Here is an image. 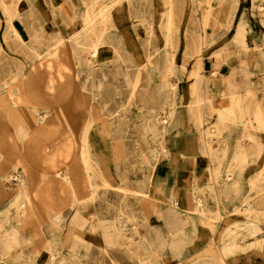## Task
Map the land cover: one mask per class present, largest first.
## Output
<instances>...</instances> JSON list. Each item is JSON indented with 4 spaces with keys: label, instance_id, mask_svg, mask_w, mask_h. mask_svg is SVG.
<instances>
[{
    "label": "rangeland",
    "instance_id": "rangeland-1",
    "mask_svg": "<svg viewBox=\"0 0 264 264\" xmlns=\"http://www.w3.org/2000/svg\"><path fill=\"white\" fill-rule=\"evenodd\" d=\"M17 1L6 0L10 8L17 5L20 8L26 7L25 0L19 1L20 3H16ZM257 1L238 0L237 9L254 5ZM259 1L264 2V0ZM138 2V0L132 2L133 7L139 8L137 12L134 10L133 12L131 10L130 12L119 11L111 20V25L106 29V32L117 37L122 32L128 31L134 43L132 44L133 50H128L126 43L120 42L118 44L121 48L120 58L107 62L108 72H111L104 79L103 86H107L109 90L105 91V88H102L99 93L95 94L97 97L93 99L94 104L98 106V108L95 107V111L100 112L101 121H105L106 129L103 134L95 129L90 132L89 156L92 163L93 161L96 163L97 160L100 162V157L105 162L103 168L101 167L102 173L97 170L89 171L92 180L91 191L95 190V196H90L86 200L88 211L84 213L89 219L86 233L83 232L81 234L83 237H81L73 232H67L63 224L53 223V221L46 218L43 221L44 226L37 229V232L33 234L28 231L25 232L28 244L24 251L20 252V257L13 255L14 257L9 258L0 248V264H59V252L66 255L65 249L61 248L59 250V241L65 235L77 238L82 244L77 248V257L72 258L70 264H113L112 259L115 260L116 264H141L138 259L140 252L136 256L133 251L128 249L122 235L115 237L118 242H106L104 241L103 229L108 227L115 228V230L121 229L122 232L123 230L131 232L135 244H138L145 236L155 237V235H158L159 239H170V234L182 225L191 234L197 232L198 228L194 225V218L190 217L187 223L186 221L174 220L165 209L163 202L165 204L164 200L167 199L170 192L175 193V198L183 208L182 211L187 212L184 207L187 205V192L193 177H196L198 182L203 183L208 176L205 167L208 157L203 154L206 146L205 140L201 139L196 131V128L202 126L197 122V119L203 110L196 106L197 96L204 94L209 96L211 103H208L205 110L213 119L221 111L220 106L228 105L230 99L226 98L227 96L223 93L227 82H222L218 76L211 77V82L204 91L203 88L194 89L197 81V77L193 74L196 55L193 53L192 44L188 42V37L196 35L195 31L197 30L204 31L206 44L202 50V55L206 63L210 61L211 55L215 57L221 50L229 52L231 56L237 55L239 52L243 56V62H250V67L254 69V72L250 75L252 91L242 93L243 99L231 98L245 105L248 112L255 107L257 102H264V66L261 62L260 70L255 69L254 64H256L257 56L254 53L257 51L241 50L228 40H224V28L223 26L218 27L216 23L224 22L229 11L230 0L223 3L213 0L211 15L205 22L200 14L207 7L206 2L198 3L199 11H195L196 4L194 0H142L140 1L142 3ZM38 3L41 8L44 7L45 11L48 12L45 15L46 18L52 13L54 17H58V22L66 20V15L58 6L60 0H38ZM259 5L262 7V4ZM2 7L0 2L1 12L4 11ZM170 10L174 26L167 28L166 20ZM46 18L45 27L47 30H45L48 34L44 35L43 47L50 46V37H53L51 36L53 32L58 31V34L67 33L61 29L66 26L57 29L54 27L52 20ZM131 21L134 22L133 25ZM200 21L205 23L202 27L203 30L200 29ZM125 23H128V26H122ZM142 23L149 24V27H143ZM168 32L172 33L174 41L177 40L175 37H179V42H175L171 47L170 45L164 47L161 45L162 37ZM31 45L28 44V46ZM28 53H25V55ZM249 53L254 54V56H249ZM167 64H171L174 73L173 77L169 78L175 84L174 90H170L167 85L168 82L161 77V72L165 70ZM200 70L207 72L206 68ZM16 77V74L13 73L12 80L15 81ZM85 78L87 79L85 74L82 73L80 82L89 89L90 80L86 81ZM15 84V82L11 85L6 84L3 85V88L16 87ZM139 85H147L148 92H139L137 89L132 90L134 86ZM163 88L166 89L165 93L162 92ZM164 97H166L165 100L169 104L168 110L171 111L172 117L177 122L170 123L173 130L169 132L172 133V138L170 134H168L170 137L167 135L170 140L169 152L160 161H155L154 155L157 153L153 148L159 147L160 144V141L153 138L155 137L154 129L158 126L155 124V119L164 115V110L156 107L160 101H164ZM122 104L124 105L121 106ZM117 109L124 111L125 115L124 121L120 120L119 125L116 121L120 114ZM236 117H239V115L237 114ZM255 132L258 133L261 142L260 154L256 155L254 160L241 173L236 175L239 182L237 188L227 189L226 192L219 189L222 207L227 215L214 224L212 235L200 238L193 248L187 249L180 257H172L171 248H168L167 251H161L156 246L153 252L147 251L149 264H184V262L211 245L215 241L213 233L226 224L227 221L236 219L249 221L260 227L259 233H264L263 213L251 210L237 214L231 211L235 207L259 205L256 198L242 201L251 191L250 181L256 176H260V169L264 168V130ZM226 133L230 134V151L240 131H228ZM80 144L82 151L86 154L81 140ZM210 146L215 148L217 144L212 142ZM230 156V152L220 156V161L216 163V166L220 165V169L224 171L225 165L230 161ZM144 159L146 162L141 163ZM105 180L110 185H104ZM140 181L146 182L148 193L151 192L152 197L156 198V203L154 201L151 205V208H153L155 204V210H149L150 213L147 217L145 212L150 205L148 206L149 203H143V199L147 195L140 193ZM156 186H160L159 191L163 194L161 198L154 191ZM125 188L127 191H124ZM82 203H85V201ZM6 204L8 203L3 206L6 207ZM161 208L163 210L162 214L164 210L165 213L159 217L155 211ZM18 209H20V206L14 210L19 212ZM13 212L9 208L0 209V213H6L1 215L0 219L10 221ZM12 222L18 228H22L25 217L19 216L16 221ZM217 233L218 231L216 235ZM47 245L50 249L47 248ZM52 254L54 256L51 258Z\"/></svg>",
    "mask_w": 264,
    "mask_h": 264
},
{
    "label": "bare ground",
    "instance_id": "bare-ground-1",
    "mask_svg": "<svg viewBox=\"0 0 264 264\" xmlns=\"http://www.w3.org/2000/svg\"><path fill=\"white\" fill-rule=\"evenodd\" d=\"M19 1L21 2V0H18L16 3H20ZM133 1L134 0H60L58 6L66 15V20L58 22L57 26H66L61 29L67 33H60L50 37V46L43 47L42 50L39 46L40 36H36L35 34L33 36H28V44L32 45L27 47L31 51L25 57L24 62L29 64L35 61L44 63L53 62L56 65L58 64L64 69H69L70 72H73L75 79L74 94L76 100H70L68 104L75 110V112L70 111L69 118L71 123H73L75 130L80 131L79 137L83 142L84 151H86L84 161L89 171L97 170L102 173L103 164L105 162V160L103 161L100 157V162L97 160L96 163H94V161L92 163L89 156L88 147L91 144L90 132L95 129L97 132L103 134L106 129L105 121H101L102 118H100V112L95 111V107L98 108V106L94 104L93 99L94 97H97L95 94L99 93L102 88H105V91L109 90L107 86H103V83L105 82L104 79L107 74L111 72H108L107 62L120 58L121 48H119L118 44L120 42L126 43V45H128L127 49L133 50L132 44L134 43L130 32L124 31L119 37H117L114 34L106 32V29L111 25V20L119 11L130 12L131 10V12H133L134 10L137 12V9L139 8L133 7ZM138 1L140 2L142 0ZM194 1L196 4L195 11H199L198 3L206 2L207 7L204 12L200 14L202 19H205V22L211 15L213 0ZM224 1L227 0H217V2L220 3H223ZM0 2L4 9L3 12L9 13V16L17 15V13L22 10L19 5L10 8L6 0H0ZM25 2L27 3L26 10L28 13L34 14L35 12H43L44 16L46 13L48 14L44 7L41 8L39 3L37 4V0H25ZM237 2L238 0H230L229 11L227 12L224 22L216 23L218 27L223 26L224 28V40H227L225 32L227 21L232 14L237 11ZM69 4L73 6V11L68 9ZM79 5L82 6L81 9H77V6ZM43 22L44 25H46V22ZM131 22L133 25L134 22ZM166 24L167 28L174 26L171 10L167 15ZM203 24L205 23L200 21V29L204 26ZM12 26L13 25L11 24V27ZM122 26L126 27L128 26V23L122 24ZM142 26L148 28L149 24L142 23ZM195 32L197 33L196 35L188 37V42L192 44L194 49L193 53L196 55V65L193 74L197 77V81L194 89L199 90L200 88H203L204 91L209 82H211V77L218 76L222 82H227V85L224 86L225 91L223 93L227 96L226 98L230 99V101L228 102V105L220 106L219 109L221 111L218 112L217 117L213 119L207 110H205L208 103H211L209 96L205 94L197 96L195 100L197 103L196 106L203 110L197 119V122L202 124V126L196 128V131L200 138L205 140L204 143L206 146L203 154L208 157L207 165H205L208 176L203 183L200 181L198 182L196 177H193V181L189 185V191L187 192V205L184 207L187 212L182 211L183 208H181L179 201L175 198V193H167L168 195H166L168 197L164 200L165 204L163 202L165 209L170 213L174 220L186 221L187 223L190 217L192 219L194 218V225L198 228L197 232L191 234L182 225L179 229L170 234V239H159L158 235H155V237L145 236L138 244H135L133 243L131 232H125L124 230L122 232L121 229L115 230V228L108 227L103 229L104 241L106 242H118L116 241L117 236L122 235L128 249L133 251L136 256L137 253L140 252L138 259L141 264H149V256L146 255L147 251L153 252V249H155L156 246L160 248L161 251H167L168 248H171V256L180 257L187 249L193 248L200 238L212 235L214 224L221 221L227 215L222 207V198L220 197L221 192L219 189H223L226 192L227 189L237 188L239 182L236 175L241 173L247 165L254 160L256 155L260 154L261 142L258 133L255 131L264 130V102H257L255 107L248 112L246 106L240 101L231 99H243L244 96L241 95L242 93L245 94L247 91H252L250 75L254 72V69L250 67L251 64H249V61L243 62L244 59L241 53L238 52L237 55L231 56V54L225 50L219 51L215 57L211 55L210 61L206 63L202 55V50L206 44L204 31L200 32L197 30ZM44 38L45 37H43V39ZM175 38H177L176 41H174L172 33L168 32L162 37L161 45L164 47L170 45L171 47L175 42H179V37ZM249 52L254 51L250 50ZM254 54L257 56L256 64H254V66L258 71L261 68V62L264 66V55L263 51H257ZM254 54L249 53V56H254ZM247 58L249 59L250 57ZM201 68H206L207 72H202L200 70ZM82 73L87 77V79L85 78L86 81L90 80L89 89L80 82V75ZM173 75L174 73L171 64H167L165 70L161 72V77L168 82L167 85L170 90L175 89L174 82L169 80ZM201 84L203 85L201 86ZM19 87H21V84L16 85V87L9 86L6 88V91L10 93ZM136 89L139 90V92H148L147 85H139L132 88V90ZM165 90L166 89L163 88L162 92L165 93ZM80 97H83L84 101H82ZM163 99L164 101H160L156 107L160 110H164V115L155 119V124L158 126L154 129L155 137L153 138L154 140L156 139L157 141H160L159 147L153 148L157 153L154 155L155 161H160L169 152L170 140L168 137L170 136L168 134H170L172 138V133L169 132L173 130L170 125L177 122V120L172 117L171 111L168 110L169 104H167L165 100L166 97ZM16 102L19 103L22 101ZM82 102H84V105H82ZM123 105L124 104L121 106ZM81 106L83 107V110ZM117 110L118 113H120L117 117L118 119H116L119 125L120 120H122V122L124 121L125 115L124 111H121L120 109ZM35 112L37 113V110H35ZM237 114L239 117H236ZM36 115V120L43 118L42 116H38V114ZM228 131H240V134H238V138L230 151V134L226 133ZM212 142H216L217 147L213 148V146H210ZM254 146L256 147L253 148ZM255 150H257V152H255ZM228 152H230L231 158L229 163L225 165V170L222 171L220 165L216 166V163H219L220 156L226 155ZM145 162V159L141 161V163ZM260 170V176H256L250 181L251 191L242 199V201H245L249 198H256L259 205L254 207H235L231 211L239 214L254 210L264 214V168H261ZM220 178L222 179L220 180ZM145 183V181H140L139 186L141 189L139 191L140 193L147 195L143 199L144 204L149 203L148 206L150 205V207L146 208L147 211L145 214L147 217L148 213H150L149 210H155V204L153 208H151V205L154 201L156 203V198L152 197L151 192L148 193ZM21 184L22 186L24 185L23 183ZM104 185L108 186L110 184L105 180ZM22 186L6 201L8 203L6 204V207H0V209L9 208V210L11 209L14 211L11 215L10 221L8 219H0V248L9 258H12L13 255H18V257H20V252H23L27 247L28 239L25 236L26 231L32 232V234L37 232V229L44 226L43 221L46 218L47 220L49 219L50 221H53V223L62 224L63 222V218L59 214L45 217V215L35 206L31 191H23ZM159 189L160 186H156L154 191H156V194L161 198L163 194ZM124 191H127V189L125 188ZM94 196L95 190H92L91 197ZM19 206V212L15 211L14 209L19 208ZM162 211L161 208L155 212H157V215L160 217L165 213V210L163 214ZM3 214L6 213H0V216ZM19 216L25 217V222L22 228H18L17 225L12 222L16 221ZM237 220L242 221V219H236L233 221ZM233 221H227L228 223L225 222L226 224L221 227H224ZM78 222L80 226L83 225V219L79 218ZM245 225L251 235L259 233L260 227L257 224L245 221ZM218 229L215 231H219ZM216 232L213 233L214 237H216ZM79 246H82V244L77 238H71L67 235L63 236L59 241V250H61V248L65 249L66 255H62L59 252V264H70L73 260L72 258L77 257V248ZM47 248L50 249L49 246ZM53 256L54 254L51 255V258ZM112 263L116 264L114 259H112ZM184 264H186V262H184Z\"/></svg>",
    "mask_w": 264,
    "mask_h": 264
},
{
    "label": "crops",
    "instance_id": "crops-1",
    "mask_svg": "<svg viewBox=\"0 0 264 264\" xmlns=\"http://www.w3.org/2000/svg\"><path fill=\"white\" fill-rule=\"evenodd\" d=\"M257 2L237 9L225 32L235 47L264 55V2ZM68 9L73 11V6L69 4ZM10 16L0 11V207L23 183L22 190L31 191L45 217L59 214L67 232L83 237L89 226L84 212L88 211L92 180L80 131L69 118L70 111L75 112L68 104L76 100L74 75L53 62H24L30 50L28 36L39 35L43 49V37L48 34L43 12L28 13L24 7ZM46 19L60 29L58 17L51 13ZM14 82L21 87L10 93L3 88ZM36 114L43 118L36 120ZM186 264H264V233L251 235L244 220L233 221L221 227L215 241Z\"/></svg>",
    "mask_w": 264,
    "mask_h": 264
}]
</instances>
